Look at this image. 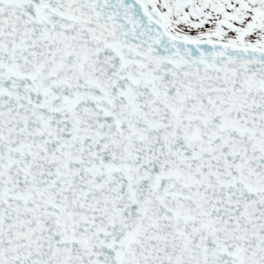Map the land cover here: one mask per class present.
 <instances>
[{
	"label": "snow or ice",
	"instance_id": "obj_1",
	"mask_svg": "<svg viewBox=\"0 0 264 264\" xmlns=\"http://www.w3.org/2000/svg\"><path fill=\"white\" fill-rule=\"evenodd\" d=\"M0 264H264V0H0Z\"/></svg>",
	"mask_w": 264,
	"mask_h": 264
}]
</instances>
